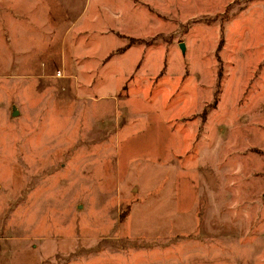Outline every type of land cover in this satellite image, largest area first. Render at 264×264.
I'll return each instance as SVG.
<instances>
[{
	"label": "rangeland",
	"instance_id": "rangeland-1",
	"mask_svg": "<svg viewBox=\"0 0 264 264\" xmlns=\"http://www.w3.org/2000/svg\"><path fill=\"white\" fill-rule=\"evenodd\" d=\"M0 264H264V0H0Z\"/></svg>",
	"mask_w": 264,
	"mask_h": 264
},
{
	"label": "water",
	"instance_id": "water-1",
	"mask_svg": "<svg viewBox=\"0 0 264 264\" xmlns=\"http://www.w3.org/2000/svg\"><path fill=\"white\" fill-rule=\"evenodd\" d=\"M180 48L183 49V45L182 44H181Z\"/></svg>",
	"mask_w": 264,
	"mask_h": 264
}]
</instances>
